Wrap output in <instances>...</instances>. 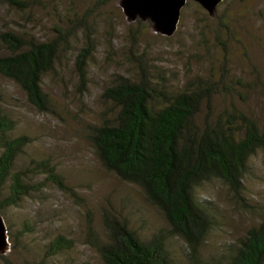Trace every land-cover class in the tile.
Returning <instances> with one entry per match:
<instances>
[{"label":"rangeland","instance_id":"374dc122","mask_svg":"<svg viewBox=\"0 0 264 264\" xmlns=\"http://www.w3.org/2000/svg\"><path fill=\"white\" fill-rule=\"evenodd\" d=\"M24 8L0 0V33L25 32L40 40L67 34L54 69L42 80L50 108L39 112L10 81L0 76V109L16 122L14 135H27L31 143L15 163L22 169L30 159H48L76 197L58 191L43 176L38 192L2 213L9 251L0 264H39L46 245L57 235L73 241V248L42 264H102L85 242L91 222L101 234L102 210L127 221L142 240L168 224L149 205L140 189L106 172L88 141L86 127L97 122L103 108L100 95L117 76L135 77L140 70L153 81L164 77L174 90L195 78L219 82L220 94L204 105L199 120L215 118L236 108L257 124L264 118V0H222L213 16L187 1L176 32L163 37L146 23L127 22L119 0H21ZM89 44V45H88ZM88 48L85 79L76 75L75 61ZM3 53L0 45V54ZM242 200L218 180L201 184L195 195L213 203L217 225L200 247L208 264H222L228 246L264 219V155L256 152L243 177ZM166 248L174 264H192L185 244L166 235Z\"/></svg>","mask_w":264,"mask_h":264},{"label":"trees","instance_id":"16d2710c","mask_svg":"<svg viewBox=\"0 0 264 264\" xmlns=\"http://www.w3.org/2000/svg\"><path fill=\"white\" fill-rule=\"evenodd\" d=\"M9 2L24 8L21 0ZM66 44L67 34L58 28L46 40L25 32H2L0 76L12 82L35 110L46 112L50 100L42 80L52 72ZM88 54V48H82L75 61L81 83ZM220 90L219 82L202 78L174 90L164 77L153 81L143 70L132 78L114 77L104 88L100 95L103 108L97 122L87 125L86 140L101 167L138 187L146 202L164 217L168 229L165 235L160 231L142 240L126 220L102 210L101 234L90 221L85 226V242L102 264H174L166 235L185 244L192 264H208L199 251L217 225V214L213 203L197 198L196 188L218 180L242 200L248 162L258 151L264 155V118L259 125L232 108L199 120L202 107L208 109ZM15 128V120L0 109V215L40 190L43 183L34 182L37 176L76 197L48 159H30L22 169H15L31 143L27 135H14ZM72 248L71 239L57 235L46 245L39 264ZM222 264H264V219L228 246Z\"/></svg>","mask_w":264,"mask_h":264},{"label":"water","instance_id":"95a60500","mask_svg":"<svg viewBox=\"0 0 264 264\" xmlns=\"http://www.w3.org/2000/svg\"><path fill=\"white\" fill-rule=\"evenodd\" d=\"M193 1L200 5L210 16L222 0H119L118 5L127 22H149L154 33L171 37L176 32L181 10ZM8 231L0 215V255L9 251Z\"/></svg>","mask_w":264,"mask_h":264}]
</instances>
